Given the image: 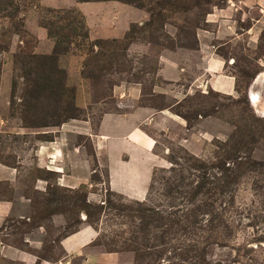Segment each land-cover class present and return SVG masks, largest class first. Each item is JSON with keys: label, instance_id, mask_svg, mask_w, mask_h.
I'll use <instances>...</instances> for the list:
<instances>
[{"label": "rangeland", "instance_id": "1", "mask_svg": "<svg viewBox=\"0 0 264 264\" xmlns=\"http://www.w3.org/2000/svg\"><path fill=\"white\" fill-rule=\"evenodd\" d=\"M242 1L0 0V264H86L58 244L84 223L90 249L112 253L100 264H264V115L245 90L264 69V3ZM201 48L235 58V96L157 76L160 56L196 66ZM120 81L180 121L143 126L156 144L140 199L110 190L105 155L70 128L94 131ZM50 140L58 156L39 151Z\"/></svg>", "mask_w": 264, "mask_h": 264}, {"label": "crops", "instance_id": "2", "mask_svg": "<svg viewBox=\"0 0 264 264\" xmlns=\"http://www.w3.org/2000/svg\"><path fill=\"white\" fill-rule=\"evenodd\" d=\"M254 1L257 6H261L264 3V0ZM242 2L247 4L245 0ZM209 17V20H214L212 16ZM260 20L261 18H253V21L250 22L251 24L245 27L244 33L251 32L250 30ZM224 22H218V27L224 24L226 37H230L229 41L240 36V34L235 32L231 18ZM254 37L253 34L252 38ZM200 51H203V54L200 53L198 55L200 59L198 63H193L196 66H192V64L189 66V61L183 54L175 55V53H170L172 56H160L156 72L157 76L170 83L186 81L189 89L199 87L198 89L201 88V90L209 89L224 95L235 96L238 91L236 90L233 73L224 69L228 64H233L235 58L232 57L233 62L227 61L226 65V59L216 52L215 49L204 51L201 48ZM245 90L247 101L251 106H253L251 94L254 92V96L258 95V110L255 112L263 113L264 111L261 108H264V99L261 100V95H263L262 91L264 90V69L252 78ZM152 92L166 94L167 90L159 88L157 84H153ZM175 92L174 89L169 91L173 98H177ZM84 96L86 98L85 91ZM110 96L114 98L116 108L100 113L94 131L93 129L91 130L90 121L86 118L77 120L78 122L75 121L70 128H73L72 131L74 132L85 134L91 138L97 156L101 155V153L105 155L106 162L104 163L110 190L125 197L140 199L147 193L152 175V158L155 156L153 150L156 144L155 138L148 134L143 126L147 124L153 125L156 129L159 128L158 130L167 132V126H162L163 124H160L157 117H160L161 123H173L178 126L180 121H178V117L174 114L176 112H172L170 106L161 108L142 103L140 101L143 99L141 83L120 81L117 84L115 82L111 86ZM79 98L80 102L85 100V98L84 100L81 97ZM57 144L58 140H50L46 144H41L39 151L44 150L43 152L50 154V156H58L57 152L54 154L53 149ZM50 161L57 162V159H51ZM99 163L104 165L101 160ZM69 179L73 181L72 184L75 186L76 184L86 183L88 176H84L82 171L78 172L74 178ZM59 180L69 182L68 179L62 176L59 177ZM96 236L97 231L95 228L84 223L76 232L62 236L58 244L63 253L81 255L86 264H100L104 258L109 257L108 254L112 253L90 249L89 243ZM19 258L27 262L32 260L30 257L24 256ZM59 263L62 264V260H59Z\"/></svg>", "mask_w": 264, "mask_h": 264}, {"label": "bare ground", "instance_id": "3", "mask_svg": "<svg viewBox=\"0 0 264 264\" xmlns=\"http://www.w3.org/2000/svg\"><path fill=\"white\" fill-rule=\"evenodd\" d=\"M260 78V77H259ZM260 83V82H259ZM254 93V92H253ZM251 94V102H252V107L254 108V110L255 111H257L258 110V103H259V101H258V95L256 94L255 96H254V94ZM262 109V111H264L263 109V107L261 108ZM261 115H264V112L262 113H260ZM259 117V116H258ZM263 117V116H262Z\"/></svg>", "mask_w": 264, "mask_h": 264}, {"label": "trees", "instance_id": "4", "mask_svg": "<svg viewBox=\"0 0 264 264\" xmlns=\"http://www.w3.org/2000/svg\"><path fill=\"white\" fill-rule=\"evenodd\" d=\"M153 106V105H152ZM155 107H159V106H155ZM161 108H164V107H161Z\"/></svg>", "mask_w": 264, "mask_h": 264}]
</instances>
